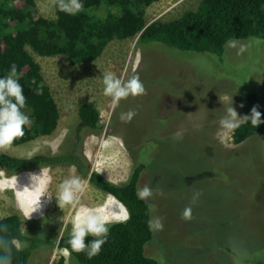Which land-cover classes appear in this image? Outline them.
I'll use <instances>...</instances> for the list:
<instances>
[{
	"label": "rangeland",
	"instance_id": "rangeland-1",
	"mask_svg": "<svg viewBox=\"0 0 264 264\" xmlns=\"http://www.w3.org/2000/svg\"><path fill=\"white\" fill-rule=\"evenodd\" d=\"M200 1L160 0L147 8V22L177 19ZM36 2L38 16L57 18L56 0ZM235 41L237 48L245 45L240 55L227 44L223 54L216 55L182 51L156 41L141 44L138 37L113 40L96 61L77 65L64 56L41 57L31 51L59 107V125L51 136L0 152L30 158L64 151L79 106L95 102L103 129L87 135L83 144L92 169L121 184L138 160L143 165L138 186L147 184L154 189L151 203L156 212L151 213L163 218L164 227L153 233L145 247L146 256L161 264H264V138L235 145L232 134L223 139L216 135L218 120L229 103L226 98L232 96L238 115H248L245 96L255 91L264 110V38ZM105 71L123 79L139 75L145 94L122 100L111 109L99 80ZM129 109L135 110L134 118L128 123L120 121L118 114ZM177 131L183 137L174 140ZM39 170L13 175L17 190L29 185V173ZM0 173V182L13 177L1 169ZM49 175L47 194L52 198L42 196L40 210L29 219L14 190L0 186V218L18 214L25 234L52 242L33 251L29 264H58L60 258L64 264H79L57 246L68 235L75 209L61 210L54 196L63 179L81 176L74 166L49 168ZM90 186L80 203L97 208L106 196ZM197 191L201 195L193 203ZM189 205L192 219L183 221L180 212ZM62 216L69 220L63 230ZM113 221L119 220L111 217Z\"/></svg>",
	"mask_w": 264,
	"mask_h": 264
},
{
	"label": "trees",
	"instance_id": "trees-1",
	"mask_svg": "<svg viewBox=\"0 0 264 264\" xmlns=\"http://www.w3.org/2000/svg\"><path fill=\"white\" fill-rule=\"evenodd\" d=\"M158 1L82 0L83 10L76 15L58 11L56 19H47L36 14V0H0V76L6 75L15 63L26 98L24 111L32 120L24 129V136L10 146L51 136L60 121L59 107L31 51L41 57L64 56L77 65L96 61L113 40L138 37L141 44L156 41L182 51L221 55L226 42L232 39L264 38V0H201L195 9L177 19L149 23L147 8ZM245 99L248 115L256 106L264 120L258 93L251 91ZM102 129L97 104L84 102L78 108L77 122L67 132L64 151L30 158L0 152V169L13 176L40 167L74 166L93 187L112 193L127 208L129 219L109 224L107 242L97 256L88 259L84 253L69 252L79 264H161L145 254L146 245L153 239L146 225L152 213L135 196L143 165L135 160L128 180L115 184L93 170L83 153L86 136ZM257 137L264 138V124L254 128L245 122L232 133L235 145ZM0 225L5 228L0 237H14L27 245L20 250L10 246L11 264H29L33 251L52 243L25 234L18 214L0 218ZM91 238L86 237V242ZM67 239L68 235H63L57 246L66 248ZM58 264H64V258Z\"/></svg>",
	"mask_w": 264,
	"mask_h": 264
},
{
	"label": "clouds",
	"instance_id": "clouds-1",
	"mask_svg": "<svg viewBox=\"0 0 264 264\" xmlns=\"http://www.w3.org/2000/svg\"><path fill=\"white\" fill-rule=\"evenodd\" d=\"M56 7L59 11L67 15H76L83 10L82 0H57ZM230 48H237V41L230 40L226 42ZM245 51V45L240 44L237 48V55ZM102 84V95L110 98L109 103L111 109L115 110L122 100L129 97L135 98L145 94V87L140 80L139 75H130L127 79L118 77L111 71H105L99 76ZM39 94V89L36 90ZM24 90L19 82V75L15 63L9 66L6 75L0 76V149H7L12 145L13 141L24 136V129L32 123V120L25 109ZM229 103L224 107V114L218 120L217 137L223 139L241 126L242 123H250L254 128L264 124L261 119V113L253 106L249 115H238L235 108L232 106V96L226 98ZM243 107V105H240ZM136 112L134 109H129L126 112H120L118 118L124 123L130 122ZM182 131L173 133L172 139H182ZM2 175V173H0ZM29 185L17 190V177L13 176L10 180L0 182V186L12 188L14 194L19 200L21 197H29V207L24 210V216L29 219L32 213L38 212L41 208L40 198L47 196V187L52 177L49 175L48 167H40L38 174H28ZM88 186V180L82 179L77 175L63 179L56 186L57 206L63 210L66 207L75 209V214L70 220L71 227L68 230V239L66 240L67 247L63 249L64 255L72 253H84L88 259L97 256L100 253L102 246L107 242L110 231L109 224L111 217L108 214L110 203L119 205L120 212L115 215L119 221H127L129 213L127 208L117 201L112 193H107L105 204L97 208H89L80 203L81 197L85 193ZM201 193L194 192L192 202L195 203L199 199ZM135 196L138 200L145 202L147 209L155 213L156 205L151 203L154 196V189L145 184L143 187H138L135 191ZM63 230L69 223V220L62 216L61 218ZM180 219L190 221L192 219V207L186 206L180 212ZM147 228L152 233H157L163 230V218L159 215H152L146 221ZM5 231L3 225H0V232ZM86 237H92L86 242ZM20 250L26 247V242L20 241L17 238L6 240L0 237V264H11V247Z\"/></svg>",
	"mask_w": 264,
	"mask_h": 264
},
{
	"label": "crops",
	"instance_id": "crops-1",
	"mask_svg": "<svg viewBox=\"0 0 264 264\" xmlns=\"http://www.w3.org/2000/svg\"><path fill=\"white\" fill-rule=\"evenodd\" d=\"M86 180H88V179H86ZM90 183H89V181H88V186H90L89 185ZM87 186V188H89ZM87 188H86V190H85V192L87 191ZM90 188H94L95 189V192L97 193V194H104L105 196H106V194L105 193H103L102 191H100V190H98V189H96L95 187H93L92 185L90 186ZM93 189V190H94ZM83 197V196H82ZM24 201H28L29 202V197L28 196H24V197H21V199H19L18 200V202L21 204V206H22V209H23V211H22V213H23V215H24V210H26L28 207H29V203L27 202V204L24 206L23 205V202ZM105 200H104V202H103V204H105ZM102 204V205H103ZM112 206L113 207H116L117 208V206H118V208H117V211H114L113 209H112ZM113 210V211H112ZM120 212V209H119V205L118 204H114V203H110V207H109V209H108V214L112 217V218H114L115 219V215L116 214H118ZM36 214V212L35 213H32L31 214V216H34Z\"/></svg>",
	"mask_w": 264,
	"mask_h": 264
},
{
	"label": "bare ground",
	"instance_id": "bare-ground-1",
	"mask_svg": "<svg viewBox=\"0 0 264 264\" xmlns=\"http://www.w3.org/2000/svg\"><path fill=\"white\" fill-rule=\"evenodd\" d=\"M114 204H116V203H114ZM117 208H118V206H117ZM120 209V208H119Z\"/></svg>",
	"mask_w": 264,
	"mask_h": 264
}]
</instances>
